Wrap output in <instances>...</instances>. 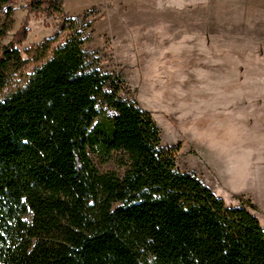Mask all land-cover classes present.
Returning <instances> with one entry per match:
<instances>
[{
    "label": "trees",
    "instance_id": "1",
    "mask_svg": "<svg viewBox=\"0 0 264 264\" xmlns=\"http://www.w3.org/2000/svg\"><path fill=\"white\" fill-rule=\"evenodd\" d=\"M62 1L29 12L62 17ZM12 14L0 0V264H264L256 217L177 168V147L92 65L73 20L23 58L25 29L1 45Z\"/></svg>",
    "mask_w": 264,
    "mask_h": 264
},
{
    "label": "rangeland",
    "instance_id": "2",
    "mask_svg": "<svg viewBox=\"0 0 264 264\" xmlns=\"http://www.w3.org/2000/svg\"><path fill=\"white\" fill-rule=\"evenodd\" d=\"M29 2L10 0L2 46L25 29L22 53L58 36L54 48L73 20L92 65L119 75L162 146L177 147V168L264 229V0H63L62 17L30 13Z\"/></svg>",
    "mask_w": 264,
    "mask_h": 264
}]
</instances>
